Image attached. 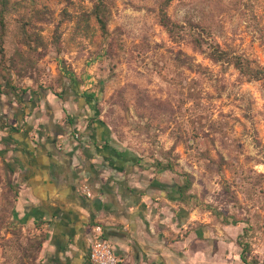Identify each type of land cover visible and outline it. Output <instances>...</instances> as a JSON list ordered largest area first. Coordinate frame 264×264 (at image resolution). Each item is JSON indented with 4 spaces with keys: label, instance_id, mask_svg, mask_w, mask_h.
<instances>
[{
    "label": "rangeland",
    "instance_id": "374dc122",
    "mask_svg": "<svg viewBox=\"0 0 264 264\" xmlns=\"http://www.w3.org/2000/svg\"><path fill=\"white\" fill-rule=\"evenodd\" d=\"M12 1L17 11L0 37V118L29 95L35 105L47 90L77 88L118 147L152 178L175 183L190 222L215 234L230 228L227 238L241 236L247 260L264 264V86L191 43L208 34L264 68V0H171L166 13L184 26L174 38L159 23L164 0ZM0 186L2 256L32 264L9 227L13 199L1 160Z\"/></svg>",
    "mask_w": 264,
    "mask_h": 264
},
{
    "label": "crops",
    "instance_id": "0c3cea01",
    "mask_svg": "<svg viewBox=\"0 0 264 264\" xmlns=\"http://www.w3.org/2000/svg\"><path fill=\"white\" fill-rule=\"evenodd\" d=\"M29 96L20 106L6 104L0 118L4 190L13 199L9 227L23 240L24 259L91 264L99 225L123 264H243L239 234L229 239L228 227L215 234L190 222L192 214L183 213L180 196L171 192L175 183L152 178L118 147L77 88L47 90L35 105ZM1 252L0 264H8Z\"/></svg>",
    "mask_w": 264,
    "mask_h": 264
},
{
    "label": "trees",
    "instance_id": "16d2710c",
    "mask_svg": "<svg viewBox=\"0 0 264 264\" xmlns=\"http://www.w3.org/2000/svg\"><path fill=\"white\" fill-rule=\"evenodd\" d=\"M171 0H164L160 9L159 14V23L167 32L168 36L174 38L179 34L180 29H183L184 26L178 25L177 23L170 20L168 17L165 8H167L170 4ZM17 2L12 0H0V37L5 33L6 28V20L7 18L15 11H17ZM94 17L97 23L100 26L101 32L105 34L106 25L104 23V16L102 14L101 6L95 5V9L93 10ZM30 25V20H24L22 22L21 30L26 36L27 32L25 31L24 26ZM188 27H193L188 24ZM29 37V36H27ZM32 41H34L37 45H40L36 36H33ZM192 45L201 53H204L205 56L211 60L213 63L219 64H227L232 66L237 72L243 76L248 82L258 81L261 82L264 86V68L260 65L256 64L254 61L245 58L241 55L234 54L229 50H225L220 47L215 41H213L208 34L202 36L200 33H197V37L192 38ZM186 62H183L185 65ZM5 95V90L2 88L0 84V98ZM91 99L93 95L89 96ZM169 166H167V169ZM189 188V184L186 183L181 190H185ZM241 236L239 235L236 239V243L240 248V260L243 264H257L256 262H251L247 260V258L243 255V245L240 241Z\"/></svg>",
    "mask_w": 264,
    "mask_h": 264
},
{
    "label": "built area",
    "instance_id": "2783aa9c",
    "mask_svg": "<svg viewBox=\"0 0 264 264\" xmlns=\"http://www.w3.org/2000/svg\"><path fill=\"white\" fill-rule=\"evenodd\" d=\"M81 188L87 198L92 197L86 185ZM92 232L93 236L88 250L89 262L91 264H123L122 259L113 252L109 242L104 238L101 226H94Z\"/></svg>",
    "mask_w": 264,
    "mask_h": 264
}]
</instances>
